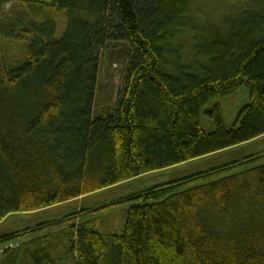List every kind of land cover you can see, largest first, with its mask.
<instances>
[{
    "label": "trees",
    "instance_id": "obj_1",
    "mask_svg": "<svg viewBox=\"0 0 264 264\" xmlns=\"http://www.w3.org/2000/svg\"><path fill=\"white\" fill-rule=\"evenodd\" d=\"M5 2L0 264H264V163L252 164L264 150L228 155L264 139V0L215 24L190 0ZM119 48L123 88L98 114L101 66ZM241 88L233 123L216 103L206 132L201 110ZM129 202L119 233L96 230Z\"/></svg>",
    "mask_w": 264,
    "mask_h": 264
},
{
    "label": "rangeland",
    "instance_id": "obj_2",
    "mask_svg": "<svg viewBox=\"0 0 264 264\" xmlns=\"http://www.w3.org/2000/svg\"><path fill=\"white\" fill-rule=\"evenodd\" d=\"M246 1L248 0H190L192 5L194 4L193 7L196 13L195 16H197L198 20L200 21L205 18L206 22L209 24H215L220 19L230 17L231 15L229 14L238 10L240 6H244ZM251 2L257 4L262 3V0H251ZM10 5L11 2L0 3V11L6 14ZM121 54V48L117 49L113 53H110L108 63L101 66L98 77L95 107V112L98 114L102 112L104 107L111 109L115 105L118 99V94L123 88L122 73L125 62L122 60ZM247 100L248 90L246 88H241L230 96L210 101L200 113L203 129L206 132H210L214 129L213 119L207 112L211 111L216 103L218 104L223 123L225 126L229 127L233 123L238 111L247 102ZM263 150L264 139L242 146L235 153L231 152L228 155H230L231 158H241L244 155L254 152H262ZM200 162H203L204 165H206L204 160H197L194 164L197 165ZM256 163H264V156L252 164ZM134 204L135 203L129 202L123 206L107 208L104 212L105 214L96 220V230L102 233H119L123 227L128 207ZM72 208V204L64 206L57 205L35 214H13L7 217L5 224L6 226H12L13 228L20 227L21 223L25 219L27 221H25L24 225H26L27 222H30L31 225H37L38 223L49 221L56 216L61 217L65 212L70 211Z\"/></svg>",
    "mask_w": 264,
    "mask_h": 264
}]
</instances>
